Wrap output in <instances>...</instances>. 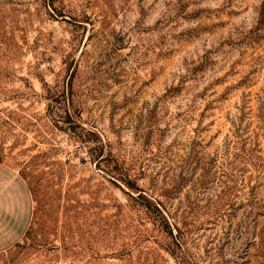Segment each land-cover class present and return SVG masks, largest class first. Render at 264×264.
<instances>
[{"label": "rangeland", "instance_id": "374dc122", "mask_svg": "<svg viewBox=\"0 0 264 264\" xmlns=\"http://www.w3.org/2000/svg\"><path fill=\"white\" fill-rule=\"evenodd\" d=\"M0 161V264H264V0H0Z\"/></svg>", "mask_w": 264, "mask_h": 264}, {"label": "crops", "instance_id": "0c3cea01", "mask_svg": "<svg viewBox=\"0 0 264 264\" xmlns=\"http://www.w3.org/2000/svg\"><path fill=\"white\" fill-rule=\"evenodd\" d=\"M33 194L21 172L0 161V252L19 243L34 213Z\"/></svg>", "mask_w": 264, "mask_h": 264}]
</instances>
